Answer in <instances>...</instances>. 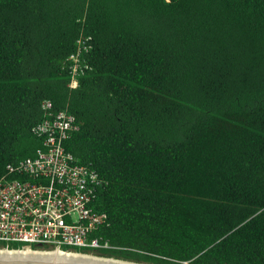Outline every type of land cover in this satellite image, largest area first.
I'll use <instances>...</instances> for the list:
<instances>
[{
	"label": "trees",
	"instance_id": "obj_1",
	"mask_svg": "<svg viewBox=\"0 0 264 264\" xmlns=\"http://www.w3.org/2000/svg\"><path fill=\"white\" fill-rule=\"evenodd\" d=\"M43 100L101 180L97 254L264 264V0H0V177Z\"/></svg>",
	"mask_w": 264,
	"mask_h": 264
},
{
	"label": "built area",
	"instance_id": "obj_2",
	"mask_svg": "<svg viewBox=\"0 0 264 264\" xmlns=\"http://www.w3.org/2000/svg\"><path fill=\"white\" fill-rule=\"evenodd\" d=\"M71 59L76 62L77 55ZM76 84L72 78L69 86ZM41 108L44 118L32 129L41 147L0 177V250L88 255L114 249L99 235L106 215L92 205L99 175L63 146L78 129L74 115L53 113L49 100Z\"/></svg>",
	"mask_w": 264,
	"mask_h": 264
},
{
	"label": "bare ground",
	"instance_id": "obj_3",
	"mask_svg": "<svg viewBox=\"0 0 264 264\" xmlns=\"http://www.w3.org/2000/svg\"><path fill=\"white\" fill-rule=\"evenodd\" d=\"M8 255L9 257L23 256V257H37V258H47L50 260H67V261H78V262H90L94 264H131L123 261H112L110 259L99 258L98 256L85 255L79 253H62V252H31V251H9V252H0V256Z\"/></svg>",
	"mask_w": 264,
	"mask_h": 264
},
{
	"label": "water",
	"instance_id": "obj_4",
	"mask_svg": "<svg viewBox=\"0 0 264 264\" xmlns=\"http://www.w3.org/2000/svg\"><path fill=\"white\" fill-rule=\"evenodd\" d=\"M0 252H9L6 250H0ZM97 257V256H96ZM103 259H110L112 261H123L131 264H144V263H138L133 261H127V260H121V259H114L109 257H99ZM68 260V259H67ZM67 260H50L47 258H37V257H9L8 255L0 256V264H94L90 262H78V261H67Z\"/></svg>",
	"mask_w": 264,
	"mask_h": 264
},
{
	"label": "rangeland",
	"instance_id": "obj_5",
	"mask_svg": "<svg viewBox=\"0 0 264 264\" xmlns=\"http://www.w3.org/2000/svg\"><path fill=\"white\" fill-rule=\"evenodd\" d=\"M88 255H93V256H98V257H104V256H100L99 254H97V252H93L92 254H88Z\"/></svg>",
	"mask_w": 264,
	"mask_h": 264
}]
</instances>
